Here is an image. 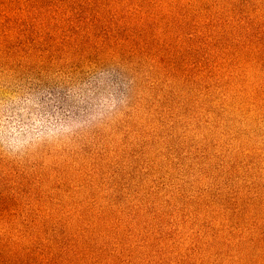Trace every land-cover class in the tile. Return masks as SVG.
<instances>
[{
    "label": "rangeland",
    "instance_id": "obj_1",
    "mask_svg": "<svg viewBox=\"0 0 264 264\" xmlns=\"http://www.w3.org/2000/svg\"><path fill=\"white\" fill-rule=\"evenodd\" d=\"M0 264H264V0H0Z\"/></svg>",
    "mask_w": 264,
    "mask_h": 264
}]
</instances>
